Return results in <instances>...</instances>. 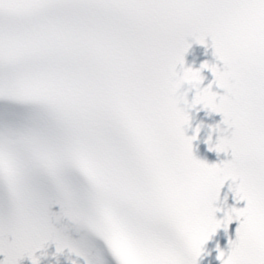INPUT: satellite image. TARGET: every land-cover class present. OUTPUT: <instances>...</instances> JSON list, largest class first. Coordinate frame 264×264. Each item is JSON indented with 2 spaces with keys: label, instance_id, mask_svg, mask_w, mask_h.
<instances>
[{
  "label": "snow or ice",
  "instance_id": "6c2138e0",
  "mask_svg": "<svg viewBox=\"0 0 264 264\" xmlns=\"http://www.w3.org/2000/svg\"><path fill=\"white\" fill-rule=\"evenodd\" d=\"M208 38L222 64L185 67ZM181 77L190 108L223 114L209 143L231 159L195 155ZM191 163L210 200L182 197ZM228 180L246 206L221 220ZM233 220L222 264H264V0H0V264L53 242L86 264H199Z\"/></svg>",
  "mask_w": 264,
  "mask_h": 264
},
{
  "label": "clouds",
  "instance_id": "9594fccd",
  "mask_svg": "<svg viewBox=\"0 0 264 264\" xmlns=\"http://www.w3.org/2000/svg\"><path fill=\"white\" fill-rule=\"evenodd\" d=\"M195 88L190 78L181 77L175 84L172 90L173 99L177 104L185 105L190 108L189 92ZM199 169L194 163L189 164L184 169V174L179 186L182 197L190 202L199 203L210 200L212 193L198 179Z\"/></svg>",
  "mask_w": 264,
  "mask_h": 264
}]
</instances>
